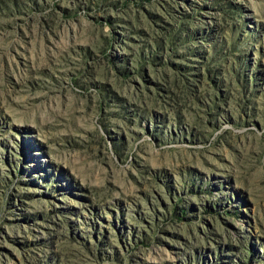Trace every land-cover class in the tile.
Here are the masks:
<instances>
[{
  "label": "rangeland",
  "instance_id": "obj_1",
  "mask_svg": "<svg viewBox=\"0 0 264 264\" xmlns=\"http://www.w3.org/2000/svg\"><path fill=\"white\" fill-rule=\"evenodd\" d=\"M0 264H264V0H0Z\"/></svg>",
  "mask_w": 264,
  "mask_h": 264
}]
</instances>
